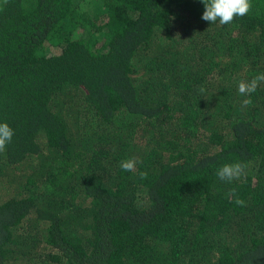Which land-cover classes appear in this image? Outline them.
I'll use <instances>...</instances> for the list:
<instances>
[{"label": "trees", "instance_id": "obj_1", "mask_svg": "<svg viewBox=\"0 0 264 264\" xmlns=\"http://www.w3.org/2000/svg\"><path fill=\"white\" fill-rule=\"evenodd\" d=\"M250 2L221 25L202 0H0V264H264Z\"/></svg>", "mask_w": 264, "mask_h": 264}, {"label": "clouds", "instance_id": "obj_2", "mask_svg": "<svg viewBox=\"0 0 264 264\" xmlns=\"http://www.w3.org/2000/svg\"><path fill=\"white\" fill-rule=\"evenodd\" d=\"M205 10L202 19L210 22V24L219 21L221 25L230 24L235 17H243L251 9L250 0H202ZM261 82H264V73L254 76L250 81L241 80L238 85V91L241 95L249 96L243 101L244 105L252 103L250 94L255 92ZM203 91V89H201ZM14 130L7 122L0 123V152H3L6 145L12 140ZM137 160L129 158L120 162V167L126 172H132L136 169ZM245 165L236 163H225L218 170L216 175L224 181L231 182L239 179L245 172ZM141 178H146L147 173H140ZM231 195H235V189L231 190ZM235 203L240 206L245 205V201L239 197L235 199Z\"/></svg>", "mask_w": 264, "mask_h": 264}]
</instances>
